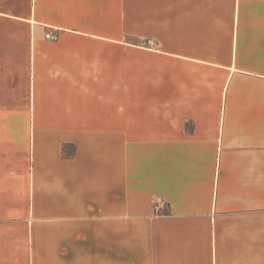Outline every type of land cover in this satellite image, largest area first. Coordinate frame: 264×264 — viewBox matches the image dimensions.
Wrapping results in <instances>:
<instances>
[{
    "label": "crops",
    "instance_id": "1",
    "mask_svg": "<svg viewBox=\"0 0 264 264\" xmlns=\"http://www.w3.org/2000/svg\"><path fill=\"white\" fill-rule=\"evenodd\" d=\"M0 264H264V0H0Z\"/></svg>",
    "mask_w": 264,
    "mask_h": 264
},
{
    "label": "built area",
    "instance_id": "2",
    "mask_svg": "<svg viewBox=\"0 0 264 264\" xmlns=\"http://www.w3.org/2000/svg\"><path fill=\"white\" fill-rule=\"evenodd\" d=\"M45 38L49 41H56L58 36L55 33H47L45 34ZM149 45H151V42H148Z\"/></svg>",
    "mask_w": 264,
    "mask_h": 264
}]
</instances>
